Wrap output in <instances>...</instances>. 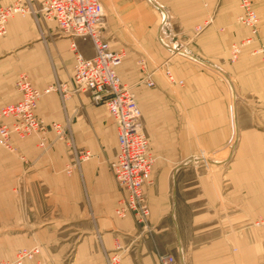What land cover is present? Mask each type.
Returning a JSON list of instances; mask_svg holds the SVG:
<instances>
[{
  "label": "crops",
  "instance_id": "crops-1",
  "mask_svg": "<svg viewBox=\"0 0 264 264\" xmlns=\"http://www.w3.org/2000/svg\"><path fill=\"white\" fill-rule=\"evenodd\" d=\"M43 1L0 5L23 2L35 10ZM222 1L100 0L108 12L104 38L125 54L116 73L131 88L154 158L147 227L132 215H115L123 197L109 168L117 151L115 121L86 95L63 100L51 92L35 111L91 153L70 175V154L61 141L43 151L36 137L12 135L28 166L0 147V186L9 181L34 218L36 202L58 211L62 236L55 230L41 244L46 264H103L113 255L119 264H158L160 253L174 254L177 264H264V227L254 225L264 216V66L252 45L244 49L250 56L229 63L231 45L245 33ZM70 42L58 35L55 22L38 15L10 19L0 38V108L20 100L15 83L22 74L39 91L57 83L70 90ZM76 44L85 57L93 55L90 43ZM174 51L184 54L178 58ZM201 63L226 80L200 72ZM146 76L153 87L144 85ZM46 138L53 141L54 131Z\"/></svg>",
  "mask_w": 264,
  "mask_h": 264
},
{
  "label": "built area",
  "instance_id": "built-area-1",
  "mask_svg": "<svg viewBox=\"0 0 264 264\" xmlns=\"http://www.w3.org/2000/svg\"><path fill=\"white\" fill-rule=\"evenodd\" d=\"M220 1V0H216ZM241 9L238 22L247 27L252 36L257 35L259 23L255 11L249 0H237ZM25 17L38 15L43 21L56 23L58 35L70 39V49L74 56V64L70 79L71 89L63 83L49 86L39 91L31 86L26 75L17 79L15 86L21 98L18 102L0 108V147L5 149L23 163L27 160L10 142L12 135L18 139L36 136L38 146L46 151L55 141L66 137V129L57 123L45 125L36 115L38 100L51 92H57L64 100L69 94H84L93 106H103L114 119L117 135V151L109 162V168L115 183L123 193L115 215L126 218L132 215L137 223L144 225L149 217V207L144 193V187L150 185L153 159L149 153L148 139L143 132L142 115L135 102L131 88L124 85L116 68L125 56L122 50H113L104 38V8L100 0H44L38 9L30 5L16 2L0 7V38L7 33V24L15 16ZM91 44L93 55L85 57L78 49L76 41ZM246 38L230 47V55L237 58L241 46L249 43ZM168 81H172L169 71H164ZM144 85L153 87L149 76L143 79ZM13 122L7 124L5 120ZM54 131L53 141H47L46 134ZM71 159L65 167V173L70 175L78 169L80 164L91 158V153L84 149L71 146ZM257 227H264V216L255 223ZM39 253L38 247L21 250L17 258L11 262L0 264H22ZM105 264H119V257L113 255L107 258ZM158 264H177L171 254L157 256Z\"/></svg>",
  "mask_w": 264,
  "mask_h": 264
},
{
  "label": "rangeland",
  "instance_id": "rangeland-1",
  "mask_svg": "<svg viewBox=\"0 0 264 264\" xmlns=\"http://www.w3.org/2000/svg\"><path fill=\"white\" fill-rule=\"evenodd\" d=\"M223 1L227 3L229 15L230 16L234 15L235 23L241 29H243L245 33L244 34L245 38H250L249 43L247 44L245 43L244 45L241 46V51L239 55L237 56V58L233 59L232 56L230 55V52L228 53L229 63L230 64L237 63L240 57L250 56L249 51L244 50V49H247L249 46L252 45V49H254V51L256 52L254 57L260 59L263 64L262 66H264V0H249L252 9L255 11L257 15L258 23H259L258 34L256 35V40H253L255 39L254 38L255 36L251 35L249 29L238 22V17L241 15L240 13L241 9L239 7L238 1L237 0H223ZM0 7H5V6L0 5ZM104 13H105V18H104V21H105L108 12L104 10ZM212 18L213 17L210 16L209 20ZM245 38H243V40ZM238 41L240 43L242 41V38L241 40H237L236 42ZM178 53L179 52L177 51L175 52L176 54L175 56H177L178 58H180L181 55L184 54L183 52H180L181 55H179ZM199 71L204 72L205 74H208V75H214L220 81L226 80L223 76L224 74L221 71L217 70V68L215 67L208 66L206 64L201 63L199 64ZM160 72L163 73L162 71ZM103 108L107 112L106 108L105 107ZM141 122H142V119H141ZM142 126H143V123H142ZM143 132L145 133L144 127H143ZM59 141H61L63 145L66 146V149L68 150V153L70 154V158L68 161L69 163L71 159L70 150L73 144L72 138L70 137V135L67 134L66 137H64V139L59 140ZM148 147H149V144H148ZM74 148H77L76 145H74ZM149 153H150V150H149ZM150 156L153 159V163H154V158L151 155V153H150ZM24 165L28 166L29 164L28 165L24 164ZM5 183L6 184H3L0 186V263L10 262V261H5V259H8L9 257H12L13 255L15 256L14 257V260H15L17 258L18 252L21 250H30V248H22V247H24L23 245H25V242L33 240V242H36L33 247H38L39 253L36 256H34L32 259H36L37 257L39 258L37 259L38 261L37 264H46V261L44 260L45 251L42 248L41 244L44 242V240L52 239V237H54L55 235L58 236L59 238H61L62 236L61 231H62L63 224L61 221L56 220V218H58L59 216L58 211L56 210L54 213H52L51 211L52 205H50L48 209L46 210V208H42L38 205L40 203L36 202L35 206H36L37 212L35 210V213H37V217L35 218L32 217L30 212L28 214V211H30L28 210V207L25 208V204L24 205L20 204L15 199L16 197L14 195L19 194L20 192L18 193L17 189H15L14 187H10L9 181L6 180ZM148 186L149 185H146L143 189L146 195V198L148 196L147 195ZM120 201L121 199L119 200V203ZM147 205H148V199H147ZM149 214H150V211H149ZM183 220H185L186 225H189L188 217L187 218L185 217ZM148 222H149V217L147 221L145 222V224L144 225L141 224V226L147 227ZM203 225H206V223H204ZM46 231L48 233H46ZM54 232H55V235H54ZM160 254H171L174 256V254L172 253H160Z\"/></svg>",
  "mask_w": 264,
  "mask_h": 264
}]
</instances>
